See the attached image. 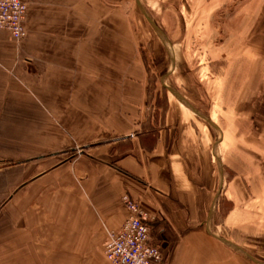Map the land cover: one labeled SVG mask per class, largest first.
Segmentation results:
<instances>
[{
	"label": "rangeland",
	"instance_id": "obj_1",
	"mask_svg": "<svg viewBox=\"0 0 264 264\" xmlns=\"http://www.w3.org/2000/svg\"><path fill=\"white\" fill-rule=\"evenodd\" d=\"M139 1L78 0V36L43 30L48 51L35 54L14 44L0 102V264H42L26 254L35 212L84 193L74 175L84 159L102 165L127 134L162 128L177 104L166 86L218 128L191 115L209 164L224 174L209 230L249 264H264V0Z\"/></svg>",
	"mask_w": 264,
	"mask_h": 264
},
{
	"label": "crops",
	"instance_id": "obj_2",
	"mask_svg": "<svg viewBox=\"0 0 264 264\" xmlns=\"http://www.w3.org/2000/svg\"><path fill=\"white\" fill-rule=\"evenodd\" d=\"M22 1L30 4L27 35L21 41L25 52L48 51V44H43V30L64 34L72 29L71 36H78L75 30L80 29L81 18L73 16L80 14L78 0ZM72 20L75 24H70ZM162 42L170 47L164 39ZM14 44L18 43L9 33L0 32V102L7 99L12 84L6 73L17 61ZM67 47V51L69 47L76 51L74 42ZM176 98L177 104L172 105L162 128L152 126L136 135L127 134L102 165L93 164L98 161L88 157L81 163L88 167L74 169L84 193L77 195L74 191L71 205L65 206L62 199L56 206L47 203L45 210L35 212L40 220L27 227L32 231L31 240L35 238V242L26 244L28 259L42 264H109L105 256L108 233L119 230L127 219L129 212L122 198L128 194L149 215L155 243L162 247L164 255L170 253L164 264H249L235 248L219 240L225 239L209 233L215 217L211 200L214 194L216 197L223 192L224 174L218 175L214 165L209 164L208 143L191 115L218 128L179 93ZM223 144L220 139L215 153L220 171ZM29 147L25 145V149ZM44 174L36 177L34 184L51 172ZM216 175L220 181L218 190ZM49 212L55 214L54 219H49Z\"/></svg>",
	"mask_w": 264,
	"mask_h": 264
},
{
	"label": "built area",
	"instance_id": "obj_3",
	"mask_svg": "<svg viewBox=\"0 0 264 264\" xmlns=\"http://www.w3.org/2000/svg\"><path fill=\"white\" fill-rule=\"evenodd\" d=\"M28 5L22 0H0V32L14 41L27 35ZM124 203L129 215L119 230L108 233L105 256L109 264H164L166 257L152 236L149 215L128 196Z\"/></svg>",
	"mask_w": 264,
	"mask_h": 264
},
{
	"label": "water",
	"instance_id": "obj_4",
	"mask_svg": "<svg viewBox=\"0 0 264 264\" xmlns=\"http://www.w3.org/2000/svg\"><path fill=\"white\" fill-rule=\"evenodd\" d=\"M137 3H138V5H139V7L141 8L140 1H139V0H137ZM143 12H144V11H143ZM144 15H145L146 19L150 22V24H152V26L157 30V32L160 34V36H162L163 38H166V37L163 36L162 31H161L160 29H158L157 26H156L152 21H150V18H149L145 13H144ZM166 88H167L170 92L173 93V91H172L169 87L166 86ZM206 120L209 121V119H207V118H206ZM209 233H211L210 230H209ZM219 240H220L221 242H224L225 244H228L229 246H232L233 248H235V249H237V250L239 249L238 247L232 245V244H231L230 242H228L227 240H221L220 238H219ZM239 250H240V249H239ZM250 258H251L252 260H254V261H257L254 257H251V256H250ZM257 262H258V261H257Z\"/></svg>",
	"mask_w": 264,
	"mask_h": 264
},
{
	"label": "bare ground",
	"instance_id": "obj_5",
	"mask_svg": "<svg viewBox=\"0 0 264 264\" xmlns=\"http://www.w3.org/2000/svg\"><path fill=\"white\" fill-rule=\"evenodd\" d=\"M142 7V6H141ZM143 9V8H142ZM145 13V12H144ZM146 14V13H145ZM148 16V15H147ZM173 91V90H172ZM173 93H175L176 96H178V93L175 92V90L173 91ZM141 208V207H140ZM142 209V208H141ZM143 210V209H142ZM144 211V210H143ZM145 212V211H144Z\"/></svg>",
	"mask_w": 264,
	"mask_h": 264
}]
</instances>
